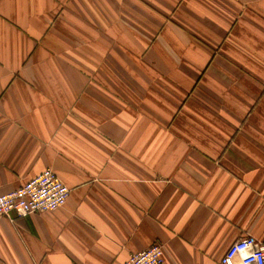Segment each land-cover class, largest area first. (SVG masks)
<instances>
[{
    "label": "crops",
    "instance_id": "0c3cea01",
    "mask_svg": "<svg viewBox=\"0 0 264 264\" xmlns=\"http://www.w3.org/2000/svg\"><path fill=\"white\" fill-rule=\"evenodd\" d=\"M0 264H221L264 239V0H0ZM235 264H243L237 258Z\"/></svg>",
    "mask_w": 264,
    "mask_h": 264
},
{
    "label": "built area",
    "instance_id": "2783aa9c",
    "mask_svg": "<svg viewBox=\"0 0 264 264\" xmlns=\"http://www.w3.org/2000/svg\"><path fill=\"white\" fill-rule=\"evenodd\" d=\"M71 189L57 175L47 168L37 176L7 193L0 192V215L15 212L20 216L32 213L54 211L64 206ZM243 264H264V239L252 235L235 241L221 258V264H235L236 259ZM163 245L153 243L147 249L133 253L123 264H164Z\"/></svg>",
    "mask_w": 264,
    "mask_h": 264
}]
</instances>
